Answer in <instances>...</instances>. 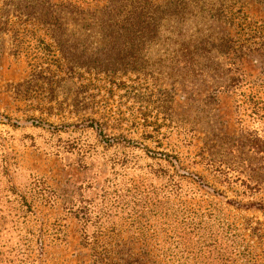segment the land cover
I'll return each mask as SVG.
<instances>
[{
	"label": "rangeland",
	"instance_id": "rangeland-1",
	"mask_svg": "<svg viewBox=\"0 0 264 264\" xmlns=\"http://www.w3.org/2000/svg\"><path fill=\"white\" fill-rule=\"evenodd\" d=\"M249 98L264 0H0V264H264Z\"/></svg>",
	"mask_w": 264,
	"mask_h": 264
},
{
	"label": "trees",
	"instance_id": "trees-1",
	"mask_svg": "<svg viewBox=\"0 0 264 264\" xmlns=\"http://www.w3.org/2000/svg\"><path fill=\"white\" fill-rule=\"evenodd\" d=\"M251 97H252V95H251ZM249 102H250V104L253 105L252 106L253 109H252V112H251L252 116H254V118L257 119V121L263 120L264 119V114L260 113L261 109L263 110V107L258 106L257 105L258 102L253 101V99H251V98H249ZM4 171L7 173L6 168L4 169ZM229 202L232 203V204H236L238 207L242 206V207L249 208V207L254 206L253 202L240 203L239 201H235V200L229 201ZM258 208L262 209L263 207L259 205ZM248 228H249V230H252V232H256L257 231V227H248ZM96 255H97V262H99V263H112V261L109 259V256H106V251H104V250L98 251L97 254H95V257H96ZM134 261H135V259H134Z\"/></svg>",
	"mask_w": 264,
	"mask_h": 264
}]
</instances>
